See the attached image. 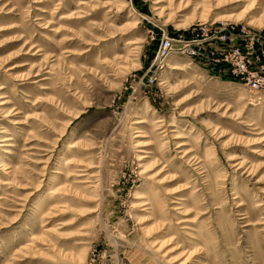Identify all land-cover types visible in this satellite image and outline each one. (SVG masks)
Wrapping results in <instances>:
<instances>
[{
    "label": "rangeland",
    "instance_id": "374dc122",
    "mask_svg": "<svg viewBox=\"0 0 264 264\" xmlns=\"http://www.w3.org/2000/svg\"><path fill=\"white\" fill-rule=\"evenodd\" d=\"M215 28L264 65V0H0V264H264V92L155 60Z\"/></svg>",
    "mask_w": 264,
    "mask_h": 264
},
{
    "label": "built area",
    "instance_id": "2783aa9c",
    "mask_svg": "<svg viewBox=\"0 0 264 264\" xmlns=\"http://www.w3.org/2000/svg\"><path fill=\"white\" fill-rule=\"evenodd\" d=\"M232 37L235 35L226 28L209 29L202 36H196L189 40L163 35L156 51L155 60L163 63L174 53L184 54L192 59L202 56L210 57L215 54V47L219 46L222 47L220 53L222 61L227 63L233 60L229 65L230 75L241 80L252 90L264 92V65L255 68L252 61L255 47L260 45L259 38L244 35L246 37L244 42L241 43L235 39V43ZM144 78H146L144 83L148 86L155 82V78L148 74Z\"/></svg>",
    "mask_w": 264,
    "mask_h": 264
},
{
    "label": "bare ground",
    "instance_id": "6f19581e",
    "mask_svg": "<svg viewBox=\"0 0 264 264\" xmlns=\"http://www.w3.org/2000/svg\"><path fill=\"white\" fill-rule=\"evenodd\" d=\"M185 65V64H184ZM188 67V66H187ZM172 69H176V67H173ZM178 69H181V68H178ZM2 103H5V102H2ZM161 121L160 120H158L157 121V123H160ZM11 138V137H10ZM10 138H4V139H2L1 141H3V142H7V144L6 145H9V146H13L12 144H8V142H10ZM182 145H185L184 143H179L176 147L178 148V147H181ZM8 151H9V149H8ZM148 153H151V152H149L148 151ZM143 157H145V156H143ZM143 204H145V205H148V204H146V203H143ZM241 205V204H240ZM149 209V208H148Z\"/></svg>",
    "mask_w": 264,
    "mask_h": 264
}]
</instances>
